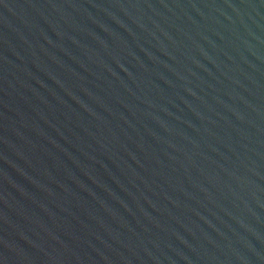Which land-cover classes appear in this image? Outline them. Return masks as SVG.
<instances>
[{
    "label": "water",
    "instance_id": "obj_1",
    "mask_svg": "<svg viewBox=\"0 0 264 264\" xmlns=\"http://www.w3.org/2000/svg\"><path fill=\"white\" fill-rule=\"evenodd\" d=\"M0 264H264V0H0Z\"/></svg>",
    "mask_w": 264,
    "mask_h": 264
}]
</instances>
